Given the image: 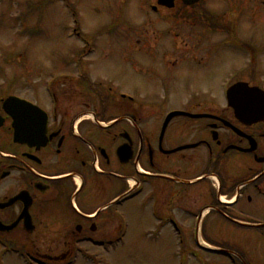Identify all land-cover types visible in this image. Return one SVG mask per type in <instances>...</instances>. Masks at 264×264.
Wrapping results in <instances>:
<instances>
[{
  "label": "flooded vegetation",
  "instance_id": "obj_1",
  "mask_svg": "<svg viewBox=\"0 0 264 264\" xmlns=\"http://www.w3.org/2000/svg\"><path fill=\"white\" fill-rule=\"evenodd\" d=\"M199 10L177 18L194 28L181 44L173 32L167 45L150 44L139 29L132 46L125 36L113 48L77 46L53 67L25 68L38 87L27 79L22 95L0 94V254L87 264L123 222L148 229L147 241L159 230L171 244H193L199 230L214 244L209 232L264 247V119L240 120L223 92L239 82L264 91V61L261 81L255 67L222 80L229 52L207 39L221 35V21ZM10 96L38 108L22 142L3 110Z\"/></svg>",
  "mask_w": 264,
  "mask_h": 264
},
{
  "label": "rangeland",
  "instance_id": "obj_2",
  "mask_svg": "<svg viewBox=\"0 0 264 264\" xmlns=\"http://www.w3.org/2000/svg\"><path fill=\"white\" fill-rule=\"evenodd\" d=\"M263 2L264 0H203L204 7L220 16L221 20L223 18V21L228 23L229 30L233 32L230 40L226 35L215 39L218 35L213 34H209L207 39L214 42L211 44L219 45L218 43L222 42V45L225 43L232 47L233 52L228 53L230 56L240 57V46L259 49L261 47L259 40L264 34ZM155 5V0H0V93L6 91L8 83H13L14 93H25L27 79H31L30 84L36 86L33 83L36 76H29L25 67L33 69L32 73H36L35 68L38 66L53 67L58 60L54 58L58 54L70 52L74 47L81 45L74 38L75 35L69 37L75 29L80 36L86 37V43L96 47L113 48L119 45V36H126L123 45L132 46L135 44L132 36L134 30L139 29L150 38V44L157 40V45H167L170 38L166 35L171 32L179 36L177 41L181 44L183 35L194 28L187 26V20L177 18L190 15L191 9L153 14L150 8ZM176 6H182L179 0ZM178 14L184 15L177 17ZM103 35L109 39L102 37ZM95 56L92 58L95 59ZM224 59L225 57L221 63L222 80L238 66L242 64L244 67L248 66L246 58L238 59L235 63L232 60L224 62ZM43 84L44 82L41 88ZM38 86L39 82L36 87ZM144 232L149 231L129 225L122 243L111 247L107 255L96 257L95 263L231 264L225 257L204 253H200L198 257H189V250L192 249L190 244L182 247L175 246V243L171 244L172 241L165 231L156 232L159 234L158 241L144 240V237H141ZM212 233L209 232V236L213 241L225 251L238 255L235 257L237 264H264V247L225 244L218 239L214 240L215 235ZM136 235L137 240L134 238ZM6 262L26 264L21 260L11 262L9 259Z\"/></svg>",
  "mask_w": 264,
  "mask_h": 264
},
{
  "label": "water",
  "instance_id": "obj_3",
  "mask_svg": "<svg viewBox=\"0 0 264 264\" xmlns=\"http://www.w3.org/2000/svg\"><path fill=\"white\" fill-rule=\"evenodd\" d=\"M182 1L186 5H193V4L197 3L199 0H182ZM173 2H174V0H158L159 5L167 7V8H172ZM245 87L246 86L242 85V84H239V85H237V87H235V88H237L238 97L236 99L237 101L234 100V102H236L237 105L240 104V102L243 100L240 98V94L245 92V90H244ZM235 88H234V90H235ZM228 95L230 97V93ZM14 103H18V101L12 100V99L7 101V105L8 104L12 105L10 107L11 109H9V111H7V112L9 114H11L13 117H15V120H17V126H16L17 127V133H18V136H20V134H22L23 131L25 130V126H24V122H23V119L25 118V116H24L25 108H23L22 106L15 105ZM32 118H33V114L30 113L29 114V119H31L30 121H32ZM31 124L32 123H30V126H31Z\"/></svg>",
  "mask_w": 264,
  "mask_h": 264
}]
</instances>
